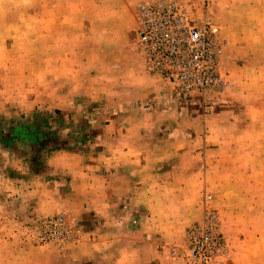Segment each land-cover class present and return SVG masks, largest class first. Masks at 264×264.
I'll list each match as a JSON object with an SVG mask.
<instances>
[{
	"label": "rangeland",
	"instance_id": "rangeland-1",
	"mask_svg": "<svg viewBox=\"0 0 264 264\" xmlns=\"http://www.w3.org/2000/svg\"><path fill=\"white\" fill-rule=\"evenodd\" d=\"M143 1L148 0L116 6L113 30L100 23L97 14L95 21L84 15L78 17L81 19L73 31L77 64L90 66L94 73L101 71L102 77L94 82H104L107 88H101L98 94L77 93L90 80L80 78L71 86L77 92L69 94L68 104L56 109L62 94L55 92L56 87L69 91L70 82L53 77L55 72L48 79L42 75L47 69L57 68L56 56L62 54L57 42L69 36L57 30L63 23L54 9L57 0H0V163L12 161L3 153L5 149L31 151V145L18 134L27 124L40 126L45 122L48 126L59 116L71 119L75 113L82 114L76 118L84 119L95 114L101 118L118 116L137 101L159 106L161 118L172 104L176 115L188 123L183 128V121L176 119L180 123L178 132L201 136L206 146L201 143L196 147L209 151L210 171L202 175V213L197 221L207 195H212L208 205L218 214L220 230L228 241L226 254L215 264H264V0H190L196 20L208 19L214 25L223 43L220 68L230 80L224 92L203 94L177 92L144 64L135 20V9ZM77 4L87 2L78 0ZM139 75L144 81L141 89L135 85V76ZM153 82L161 83L167 92L165 98L146 95L145 90L155 87ZM76 101L86 105L79 112L72 109L78 105ZM70 129L69 133L74 128ZM48 145L54 147L55 141ZM23 203L1 198L0 264H70L64 253L82 235L79 221L66 212L54 214L70 217L76 224L77 237L64 243L41 242V224L52 215L27 213Z\"/></svg>",
	"mask_w": 264,
	"mask_h": 264
},
{
	"label": "crops",
	"instance_id": "crops-1",
	"mask_svg": "<svg viewBox=\"0 0 264 264\" xmlns=\"http://www.w3.org/2000/svg\"><path fill=\"white\" fill-rule=\"evenodd\" d=\"M130 1L80 0L87 5H79L78 0H57L55 12L63 17L57 30L71 37L58 40L62 54L56 56L57 68L42 75L48 79L55 72L53 77L70 82L69 91L56 87L55 92L62 93L56 109L64 108L71 99L69 94L77 92L71 89L73 82L90 79L80 86L83 89L77 93L82 94H98L107 88L104 82H94L102 77L101 71L94 73L90 66L77 64L73 31L78 17L95 21L97 14L100 23L113 30L116 6ZM142 82L141 75L135 76L139 89ZM160 85L145 90L146 95L165 98L167 92ZM76 103L80 106L72 109L77 112L86 106ZM152 104L137 101L118 116L95 114L84 119L76 118L82 114L75 113L71 119L59 116L48 126L45 122L27 124L19 132L24 133L31 151L3 150L12 161L0 163L2 199L24 201L25 212L32 215L66 212L79 221L82 235L64 253L70 264H173L172 259L177 263L172 251L184 245L187 228L202 213V175L210 171V156L206 148L198 149L201 143L206 146L205 139L178 132L176 119L180 118L172 104L161 118V108ZM181 121L185 128L187 119ZM70 127L74 128L71 133ZM33 131L42 135L26 137ZM50 141H55L54 147L48 145Z\"/></svg>",
	"mask_w": 264,
	"mask_h": 264
},
{
	"label": "built area",
	"instance_id": "built-area-1",
	"mask_svg": "<svg viewBox=\"0 0 264 264\" xmlns=\"http://www.w3.org/2000/svg\"><path fill=\"white\" fill-rule=\"evenodd\" d=\"M137 45L146 67L177 92H224L230 80L220 68L223 43L208 19L196 20L190 0H148L135 9ZM195 20V22H193ZM207 195L202 217L187 230L184 245L173 249L177 264H215L228 250L219 216ZM77 237L65 214L46 217L39 240L64 243Z\"/></svg>",
	"mask_w": 264,
	"mask_h": 264
},
{
	"label": "trees",
	"instance_id": "trees-1",
	"mask_svg": "<svg viewBox=\"0 0 264 264\" xmlns=\"http://www.w3.org/2000/svg\"><path fill=\"white\" fill-rule=\"evenodd\" d=\"M26 126H28V125H26ZM31 129H35L36 127H30ZM18 134H19V136H23L24 137V133H20L19 131H18ZM37 135H42L41 133H40V131L39 132H35V131H33L31 134H26V137H28V138H34L35 136H37Z\"/></svg>",
	"mask_w": 264,
	"mask_h": 264
}]
</instances>
